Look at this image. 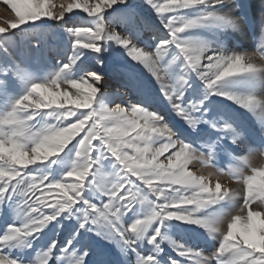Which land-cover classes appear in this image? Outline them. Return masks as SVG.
<instances>
[{"label":"snow or ice","instance_id":"6c2138e0","mask_svg":"<svg viewBox=\"0 0 264 264\" xmlns=\"http://www.w3.org/2000/svg\"><path fill=\"white\" fill-rule=\"evenodd\" d=\"M142 2L165 34L128 0H71L59 12L51 0H3L16 19L0 25V264H264V163L255 166L252 155L264 157V0ZM76 9L91 26L65 28L70 55L57 43L50 63L39 39L10 51V29L43 35ZM242 25L255 51L224 46ZM144 31L159 40L153 52L138 46ZM118 50L129 64L114 71L137 98L112 108L119 94L101 70ZM132 62L151 73L158 93ZM227 102L259 114L258 126L249 129ZM221 158L244 185L235 214L227 209L238 193L189 167ZM201 239L214 244L207 255Z\"/></svg>","mask_w":264,"mask_h":264},{"label":"rangeland","instance_id":"374dc122","mask_svg":"<svg viewBox=\"0 0 264 264\" xmlns=\"http://www.w3.org/2000/svg\"><path fill=\"white\" fill-rule=\"evenodd\" d=\"M53 4L56 5L55 8L52 10L55 12L60 11V4H67L71 2V0H51ZM158 2L163 3L164 0H158ZM232 0H229V4H231ZM128 6L134 7L139 15L145 17V19L153 26V30L156 31V35L160 36L166 33V29L163 28V25L160 23L157 16L154 14L153 11L149 10L146 6L143 5L142 0H128ZM223 11L230 12L232 15H238V12L233 7L225 8ZM65 18L67 23L65 26L59 27L58 22H49L43 28V35H41V30H29L24 33H21L19 30H11L8 35L9 40V48L10 51L15 55H18L26 46H30L35 40H41V49L48 51V61L52 64L56 61V52L54 48H50V46L55 45L57 43L65 44L68 48V54H71V45L68 42L67 36L65 35V28L66 27H90L91 24L88 21L91 19L87 16L86 13H83L81 10H74L73 13H65ZM15 13L11 10V8L3 3V0H0V25L4 27H8L7 21L15 20ZM113 26L109 25V30H112ZM115 30L119 32L121 35L125 34L123 28L119 26H115ZM229 36L224 41V46L229 49L235 48L237 51H255V46L253 44V37L251 32L247 27L243 25L240 29L236 31L228 30ZM14 33V34H13ZM159 42L158 39H153V31H144L142 33L141 42L138 44L139 47L144 48L146 51L153 52L155 50V44ZM228 46V47H227ZM88 51V50H85ZM170 59V57H169ZM64 62H67V59H64ZM87 63V62H86ZM121 64H129L128 59L123 56V54L118 50L117 53L114 54L113 59L106 62L105 67L101 70L105 73V81L108 91L118 93V97L114 100L109 107L114 108L115 104L122 103L123 106L127 107L130 103L136 102V89L134 87V83L129 81L122 73H117L114 71L117 65ZM133 67V71L137 79L144 84V86L154 92L159 91V85L156 83L154 78L152 77L151 73L144 68L142 65H137L135 62H132L130 65ZM98 67V66H97ZM54 69H49V71H53ZM87 70H96L91 66L88 67ZM84 73H77V76L74 78H78L79 75ZM89 79L88 77H85ZM89 82L90 79H89ZM258 93L261 97H264V85L258 84ZM230 107L237 113L239 119L242 123H244L249 129H255L258 125L253 123L254 119L258 118L257 116H253L250 113H247L246 110L241 109L238 105L233 104L232 102H227ZM155 147H159V145H155ZM171 149L169 152L164 153L160 159L166 164L167 157L171 153ZM253 164L259 167L262 163H264V157L260 156L259 153L253 152ZM190 170L194 171L197 175H204L209 178V180L214 185L217 180L230 189L235 190L238 195L235 197L234 205L230 206L227 210L235 214L236 211L239 210L241 204H243V188L244 185L242 183H237L236 179L230 175V168L232 167L231 164L227 163L223 158L219 161L216 167H210L205 164H201L199 161H193L189 165ZM201 171V172H199ZM243 172L245 175H250L251 170L248 167L243 168ZM199 173V174H198ZM68 179V182H72L71 178ZM135 180V177H132ZM137 183H142L137 181ZM57 190H52L51 193L44 192L41 193L39 190L37 191L36 195H45L51 198L52 195H55ZM151 199L155 200L154 196L150 197ZM104 202H107V197L103 198ZM96 203H100L99 200H94ZM36 206V205H34ZM137 209H139L140 205L137 203ZM47 212V209H44ZM131 223V221H128ZM127 227V224H125ZM226 228V224H225ZM174 238L177 240L181 239V234L176 233L174 234ZM201 248H205V255H207L210 251L214 250V244L209 243L203 239L199 241ZM218 245V242H214ZM165 248L171 252V249H168L167 244L165 243ZM172 256L175 257V252H171Z\"/></svg>","mask_w":264,"mask_h":264},{"label":"bare ground","instance_id":"6f19581e","mask_svg":"<svg viewBox=\"0 0 264 264\" xmlns=\"http://www.w3.org/2000/svg\"><path fill=\"white\" fill-rule=\"evenodd\" d=\"M233 15H234V14H233ZM234 16H235V15H234ZM227 47H228V46H227ZM115 91H117V90H115ZM115 91H114V92H115ZM199 172H201V171H199ZM198 174H199V173H198Z\"/></svg>","mask_w":264,"mask_h":264}]
</instances>
